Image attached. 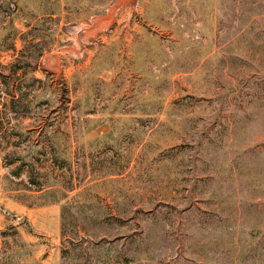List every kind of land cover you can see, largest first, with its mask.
<instances>
[{
  "label": "rangeland",
  "instance_id": "obj_1",
  "mask_svg": "<svg viewBox=\"0 0 264 264\" xmlns=\"http://www.w3.org/2000/svg\"><path fill=\"white\" fill-rule=\"evenodd\" d=\"M45 35L0 76V264H264V0H0V63Z\"/></svg>",
  "mask_w": 264,
  "mask_h": 264
},
{
  "label": "trees",
  "instance_id": "obj_2",
  "mask_svg": "<svg viewBox=\"0 0 264 264\" xmlns=\"http://www.w3.org/2000/svg\"><path fill=\"white\" fill-rule=\"evenodd\" d=\"M27 23V22H26ZM26 25V24H25ZM53 35H45L37 38L38 40L32 43H23L21 49L17 50L13 60L7 64L0 63V76L4 79L10 78V76L16 71L23 69L24 67H31L34 65V50L37 51L35 64L38 63L40 57L43 55L47 47H51L54 41ZM15 48V47H14ZM7 81V80H6ZM3 81V82H6Z\"/></svg>",
  "mask_w": 264,
  "mask_h": 264
},
{
  "label": "bare ground",
  "instance_id": "obj_3",
  "mask_svg": "<svg viewBox=\"0 0 264 264\" xmlns=\"http://www.w3.org/2000/svg\"><path fill=\"white\" fill-rule=\"evenodd\" d=\"M104 20H105L104 17H98V18L94 19V20H93V24H92L90 27H88V29L90 30V29H92L93 27H95V26H97V25H101V24H103L102 22H103ZM95 32H96V29H93L91 33H95Z\"/></svg>",
  "mask_w": 264,
  "mask_h": 264
}]
</instances>
